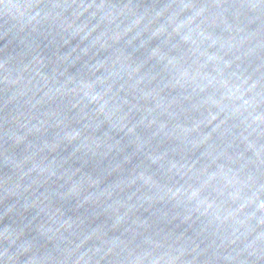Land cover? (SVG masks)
<instances>
[{
  "label": "water",
  "instance_id": "95a60500",
  "mask_svg": "<svg viewBox=\"0 0 264 264\" xmlns=\"http://www.w3.org/2000/svg\"><path fill=\"white\" fill-rule=\"evenodd\" d=\"M0 264H264V0H0Z\"/></svg>",
  "mask_w": 264,
  "mask_h": 264
}]
</instances>
